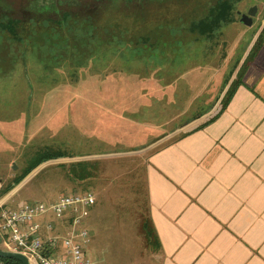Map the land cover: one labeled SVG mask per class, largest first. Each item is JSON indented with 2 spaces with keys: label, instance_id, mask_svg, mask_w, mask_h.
I'll return each mask as SVG.
<instances>
[{
  "label": "rangeland",
  "instance_id": "1",
  "mask_svg": "<svg viewBox=\"0 0 264 264\" xmlns=\"http://www.w3.org/2000/svg\"><path fill=\"white\" fill-rule=\"evenodd\" d=\"M216 2L0 0V24L16 20L18 38L0 29V189L45 150L67 156L35 168L0 202L17 209L91 191L86 258L157 264L145 160L219 108L224 80L264 31V0H240L212 39L192 34L190 23ZM251 7L246 27L240 15ZM78 163L92 165L85 179L72 176ZM44 220L56 222H36Z\"/></svg>",
  "mask_w": 264,
  "mask_h": 264
},
{
  "label": "crops",
  "instance_id": "2",
  "mask_svg": "<svg viewBox=\"0 0 264 264\" xmlns=\"http://www.w3.org/2000/svg\"><path fill=\"white\" fill-rule=\"evenodd\" d=\"M219 109L145 160L157 264H264V44Z\"/></svg>",
  "mask_w": 264,
  "mask_h": 264
},
{
  "label": "built area",
  "instance_id": "3",
  "mask_svg": "<svg viewBox=\"0 0 264 264\" xmlns=\"http://www.w3.org/2000/svg\"><path fill=\"white\" fill-rule=\"evenodd\" d=\"M95 204L91 191L64 195L55 202L26 203L12 209L0 202V246L20 253L29 264H93L84 253L89 233L84 220ZM51 214L56 222L42 219ZM0 264H8L0 259Z\"/></svg>",
  "mask_w": 264,
  "mask_h": 264
},
{
  "label": "trees",
  "instance_id": "4",
  "mask_svg": "<svg viewBox=\"0 0 264 264\" xmlns=\"http://www.w3.org/2000/svg\"><path fill=\"white\" fill-rule=\"evenodd\" d=\"M239 1L240 0H217V2L212 7L209 8L207 14L203 18H201L198 21H193L190 23L189 31L192 34L197 35L200 39H206V40L212 39L223 26L230 24L232 22V10L235 4L238 3ZM16 25H17V21L11 19V20H7V22L5 23H1L0 29L2 31H6L14 35L13 38L18 39L15 35ZM88 29L94 30L90 24ZM263 35H264V31L260 36L261 39L258 40L256 39L252 48H250L251 49L250 52H248V54L242 60V62L240 60L239 61L240 63L238 62L236 66L232 67L229 75L224 80V84H223L224 94L222 99L218 102L220 105V109L218 113L212 118H210L208 121H206L205 123L198 126L197 128H202L208 125L226 109L235 91L242 84V78L246 68L253 61L257 52L262 47ZM235 70H236L235 76H233L232 78V75L235 72ZM65 157L67 156H65L63 153L51 151V150H45L39 153L36 156V158L33 159V161L28 163V165L21 170L19 175H17L12 181H10L4 188L0 189V196L6 194L13 187L18 185L25 177H27L35 168H37L41 164L52 160L62 159ZM82 164L83 163H78L72 166L71 173L74 178L82 180L85 179L86 176H89L87 170L90 171L92 165H88V168H86L85 165H83L84 167H82ZM5 262L8 264H19L18 262L12 260H5Z\"/></svg>",
  "mask_w": 264,
  "mask_h": 264
},
{
  "label": "water",
  "instance_id": "5",
  "mask_svg": "<svg viewBox=\"0 0 264 264\" xmlns=\"http://www.w3.org/2000/svg\"><path fill=\"white\" fill-rule=\"evenodd\" d=\"M255 12L256 7H251L250 9H248L246 14H242L240 16L241 23H243V25H245L246 27H250L252 25V18L254 17ZM0 259L16 261L19 264H29L26 257L22 254L9 251L0 250Z\"/></svg>",
  "mask_w": 264,
  "mask_h": 264
},
{
  "label": "flooded vegetation",
  "instance_id": "6",
  "mask_svg": "<svg viewBox=\"0 0 264 264\" xmlns=\"http://www.w3.org/2000/svg\"><path fill=\"white\" fill-rule=\"evenodd\" d=\"M59 2H61V1H59ZM61 3H62V2H61ZM61 3H60V4H61ZM44 10H45V5L43 6V10H42V11H44ZM57 12H58V10H57ZM240 16H241V15H240Z\"/></svg>",
  "mask_w": 264,
  "mask_h": 264
}]
</instances>
